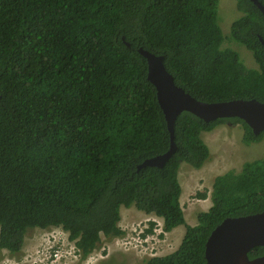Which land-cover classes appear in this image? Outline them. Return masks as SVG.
<instances>
[{
  "label": "trees",
  "instance_id": "16d2710c",
  "mask_svg": "<svg viewBox=\"0 0 264 264\" xmlns=\"http://www.w3.org/2000/svg\"><path fill=\"white\" fill-rule=\"evenodd\" d=\"M264 5V0H259ZM219 0H0V250L20 257L35 229L62 228L81 259L126 232L121 208L186 225L173 254L143 264H208L206 243L227 218L264 212V158L217 177L212 207L187 225L180 204L182 164L202 169V138L238 118L176 120L177 150L164 167L139 168L167 153L171 133L140 49L164 57L175 82L208 103H264V13L237 0L230 40L252 51L259 69L222 48ZM199 199H207L205 194ZM155 223L145 234H153ZM264 247L250 251V259Z\"/></svg>",
  "mask_w": 264,
  "mask_h": 264
},
{
  "label": "rangeland",
  "instance_id": "374dc122",
  "mask_svg": "<svg viewBox=\"0 0 264 264\" xmlns=\"http://www.w3.org/2000/svg\"><path fill=\"white\" fill-rule=\"evenodd\" d=\"M236 2L237 0H219L218 24L226 40L222 48H234L233 50H237L241 62L246 68L259 69V65L254 60L252 53L245 46L230 40L231 25L242 16L236 9ZM203 139L211 150V160L203 167V171L207 173V178L203 180L197 177L195 179L197 184L191 181V170H193L194 176H201V174L200 169L194 171V168L188 164L184 165L179 176L180 184L182 189H184L181 204L183 206L186 205V207H190L195 203L192 199L197 197L196 194H193L194 189L197 187L198 189H202V192L198 194L205 193L208 195L209 192H213V186L217 177L223 176L228 172H234L236 175H239L243 172L246 163H252L264 158V138L257 143H246L245 131L241 125L222 124L213 132L205 133ZM208 178L210 180L206 181ZM185 212L188 219L194 218V215L192 216V213L188 212L186 208ZM197 212L200 213L201 211ZM195 217L196 219L198 218L197 213ZM128 220L126 219V222ZM160 222L162 221L156 220L157 225ZM157 228L161 230L159 226ZM135 230H139V228L137 227L132 230L134 236L124 239H112L113 241H108L103 238L102 245L91 254L88 262L86 260L82 261L80 256L77 259L74 257L72 260L70 254L66 256L65 262L61 261L58 264H143L146 257L164 256L170 252H174L178 248V244L174 242L173 244H168L166 241L163 244L159 237L156 239L152 236L145 238L142 233L136 235ZM155 234L157 233L155 232ZM51 235H53L51 239L53 242L49 243L50 241L47 237ZM62 243H64L63 246H61ZM140 243L144 246L143 254L140 249H138L139 254L136 250H131L133 245H141ZM73 245L75 244L69 240V235L60 228L49 230L35 229L28 234L20 257H13L7 251H0V264H21L26 258L38 257L39 252L40 254H44V249H48L46 255L50 260L52 258V250L49 249L51 246L60 249L64 248L67 251L69 247H72V253L77 251ZM151 250L153 251L151 252ZM54 262L56 263V261ZM48 264L53 263L50 262Z\"/></svg>",
  "mask_w": 264,
  "mask_h": 264
},
{
  "label": "water",
  "instance_id": "95a60500",
  "mask_svg": "<svg viewBox=\"0 0 264 264\" xmlns=\"http://www.w3.org/2000/svg\"><path fill=\"white\" fill-rule=\"evenodd\" d=\"M262 13L264 5L252 0ZM264 46V40L260 37ZM148 61V79L157 91L159 105L165 115L171 133L169 151L146 160L139 168L164 167L177 150L175 125L183 112H189L206 122L238 118L248 125L257 136L264 132V103L256 99H234L208 103L200 101L182 87L167 70L164 57L140 49ZM264 247V212L238 218H227L211 233L205 249L208 264H264V255L250 259L249 252Z\"/></svg>",
  "mask_w": 264,
  "mask_h": 264
},
{
  "label": "clouds",
  "instance_id": "9594fccd",
  "mask_svg": "<svg viewBox=\"0 0 264 264\" xmlns=\"http://www.w3.org/2000/svg\"><path fill=\"white\" fill-rule=\"evenodd\" d=\"M232 124V123H231ZM222 125V124H221ZM221 125H219V126H221ZM238 125V124H237ZM218 126V127H219ZM243 127V126H242ZM216 129V128H215ZM214 129V130H215ZM213 130V131H214ZM213 131H211V132H213ZM204 133H209V132H204ZM205 142V141H204ZM210 149V148H209ZM184 166H182V168H183ZM181 168V169H182ZM180 180V179H179ZM182 187V186H181ZM183 192H184V189H182V195H183ZM199 192H202V189H200V190H198V191H196L195 193H193V194H196L197 195V197L195 198V199H192L193 201H196V200H204V199H199V195H201V194H198ZM205 194V193H204ZM212 194H213V192H209L208 193V195L207 194H205L206 195V197H207V199H205L204 201L205 202H201L200 203V208L198 209V211H201L200 213H202V212H207V211H209L210 210V208L212 207ZM181 198H182V196H181ZM181 198H180V204H181ZM211 205V206H210ZM181 206L183 207V210H184V213H185V219H186V223H187V221L188 222H190L189 220H191V219H188L187 218V215H186V212H185V208H186V210L188 211V212H190V213H192V216L194 215V221L195 220H197V222H198V218L196 219V217H195V214L197 213L198 215L200 214V213H198L197 211L196 212H192V209H195L194 208V203L192 204V206H188V207H186V205H182L181 204ZM130 209V208H134V209H136L135 207H130V208H126V207H122L121 208V210L122 209ZM137 210V209H136ZM139 211V210H138ZM142 212V211H141ZM144 214L146 215V219L148 220V223H147V225L145 226V227H143V225H141L140 227H138L139 228V230H135L134 232H135V234L136 235H139V234H141L142 233V235H143V237H145V238H148L149 236H152L153 238H160V239H164V235H166V234H168V233H170L171 231H173L174 229H176V228H178V227H180V226H185L186 227V225H179V226H177V227H174L173 228V230H171L170 232H165L164 231V225H165V222H164V218L163 217H161V216H158V215H156V214H154V213H151V214H147V213H145L144 212ZM123 219H124V217L122 218V213H121V221H120V223H121V225H122V221H123ZM157 219H159L160 221H162V222H160L159 223V225H157V223H156V220ZM120 223H119V226H120ZM152 223H155V229H154V232H153V234H145V232L148 230V229H150V227L149 226H151V224ZM187 225H189L188 223H187ZM157 226H159L160 228H161V230L160 229H158L157 228ZM191 226V225H190ZM121 227V226H120ZM125 232H126V236L125 237H123V238H114L115 240L116 239H124V238H127V237H129V236H134V234H133V232L131 231V230H129V228H124V227H121ZM54 229V228H53ZM55 229H58V228H55ZM60 229H62V228H60ZM62 231L63 232H65L63 229H62ZM158 231H160L159 233H158ZM155 232L157 233V234H155ZM68 234V233H67ZM69 235V234H68ZM161 236V237H160ZM185 236V235H184ZM53 238V235H51V236H49V237H47V239L50 241L49 243H52L53 241L51 240ZM184 238V237H183ZM27 239V238H26ZM69 240H70V238H69ZM71 241V240H70ZM60 242V241H59ZM71 242H73L75 245H73L74 247H75V249L77 250L76 252H72L71 253V251L73 250L72 249V247L70 248L69 247V252H70V254H71V256H72V260H73V258L75 257L76 259L80 256V259H81V255H80V253H79V250L77 249V247H76V243L74 242V241H71ZM182 243V242H181ZM141 244V243H140ZM64 245V243H62V245L61 246H63ZM181 245V244H180ZM180 245H179V247H180ZM143 244H141V245H136V246H132L131 247V250H136V252L138 253V249H140V250H142V254H143ZM179 247L174 251V252H176L178 249H179ZM151 248V247H150ZM150 248H148V249H150ZM257 248V247H256ZM50 250H52V258L49 260L48 259V263H50V262H52L53 264H56V263H58L59 262V260H60V254H61V252H62V250L63 249H60V248H55V247H53V246H51L50 248H49ZM255 249V248H254ZM253 250V249H252ZM0 251H6V250H0ZM153 250H151V252H152ZM8 252V251H7ZM174 252H170V254H173ZM250 253V252H249ZM93 254V253H92ZM139 254V253H138ZM169 253L168 254H166V255H164V256H167V255H170ZM91 256V255H90ZM89 256V257H90ZM147 256V255H146ZM263 256V255H262ZM87 258V259H85L87 262L90 260V258ZM156 257H163V256H156ZM261 257V256H260ZM154 258V257H153ZM257 258V257H256ZM146 259H150V257H146ZM255 259V258H254ZM65 260H66V258H64L63 259V262H65ZM82 260V259H81ZM85 260H82V261H85ZM145 260V259H144ZM54 261H56V263L54 262ZM47 263V264H48Z\"/></svg>",
  "mask_w": 264,
  "mask_h": 264
},
{
  "label": "crops",
  "instance_id": "0c3cea01",
  "mask_svg": "<svg viewBox=\"0 0 264 264\" xmlns=\"http://www.w3.org/2000/svg\"><path fill=\"white\" fill-rule=\"evenodd\" d=\"M204 134L205 133L202 134V138H203ZM210 152H211V150H210ZM203 170H204V168L200 169L201 176H194V172H193V170H191V172H192V175H190L191 181H194V183H196L195 179L197 177L200 178V179L205 180L207 178L206 177L207 173L204 172ZM194 171H197V170L194 169ZM180 174H181V171H180ZM208 180H210V179L208 178L206 181H208ZM198 190H200V189H198V187L196 189H194V193L196 191H198ZM201 202H205V201L204 200H199V201L196 200L195 201V203H194V208L195 209H192V212L198 211V209L200 208V203ZM121 213H122V218L124 217V219L122 221V225L120 223V226L124 227V228H129V230H131V231L136 229L137 227H140L141 225H143V227H145L147 225V223H148V220L146 219V215L144 214V212L138 211V210H136L134 208H130V209H124L123 208L121 210ZM126 219H129L128 222H126ZM189 221L190 222L187 221V223L189 225H191V226H194V225L197 224V220L194 221V219H191ZM185 233H186V227L185 226H180V227L174 229L173 231H171L170 233L164 235V239H161V241L163 242V244H165L166 241H167L168 244H173V242H174V243L178 244V247H179V245L181 244V242L183 240V237H184ZM116 240H119V239H116Z\"/></svg>",
  "mask_w": 264,
  "mask_h": 264
},
{
  "label": "bare ground",
  "instance_id": "6f19581e",
  "mask_svg": "<svg viewBox=\"0 0 264 264\" xmlns=\"http://www.w3.org/2000/svg\"><path fill=\"white\" fill-rule=\"evenodd\" d=\"M44 254H40L39 252V256L38 257H31V258H26L24 262H22L21 264H47L48 263V258L46 255V252L48 251V249H44ZM67 255H70V253L63 248V251L61 252L60 256V260L58 263H60L61 261H63L64 258H66ZM71 256V255H70ZM56 263V264H58Z\"/></svg>",
  "mask_w": 264,
  "mask_h": 264
},
{
  "label": "flooded vegetation",
  "instance_id": "af4514ba",
  "mask_svg": "<svg viewBox=\"0 0 264 264\" xmlns=\"http://www.w3.org/2000/svg\"><path fill=\"white\" fill-rule=\"evenodd\" d=\"M247 50H249L251 53H252V51L250 50V49H248L247 47H245ZM231 49V48H230ZM234 49V48H233ZM232 49V50H233ZM233 51H235V50H233ZM235 52H237V50L235 51ZM238 53V52H237ZM253 55V54H252ZM254 57V56H253ZM255 60V59H254ZM256 61V60H255ZM248 69H250V68H248ZM254 143H257V142H254ZM183 166L185 165V163L184 164H182Z\"/></svg>",
  "mask_w": 264,
  "mask_h": 264
}]
</instances>
